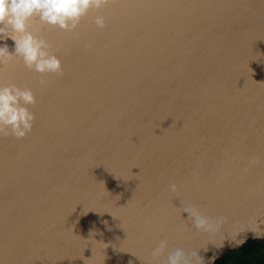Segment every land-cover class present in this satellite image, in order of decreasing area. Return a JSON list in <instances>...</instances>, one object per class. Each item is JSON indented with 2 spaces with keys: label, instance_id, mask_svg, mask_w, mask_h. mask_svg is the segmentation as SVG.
Here are the masks:
<instances>
[{
  "label": "water",
  "instance_id": "obj_1",
  "mask_svg": "<svg viewBox=\"0 0 264 264\" xmlns=\"http://www.w3.org/2000/svg\"><path fill=\"white\" fill-rule=\"evenodd\" d=\"M30 28L62 72L0 64L35 97L31 130L0 133V264H214L264 240V0H110Z\"/></svg>",
  "mask_w": 264,
  "mask_h": 264
},
{
  "label": "clouds",
  "instance_id": "obj_2",
  "mask_svg": "<svg viewBox=\"0 0 264 264\" xmlns=\"http://www.w3.org/2000/svg\"><path fill=\"white\" fill-rule=\"evenodd\" d=\"M110 0H0V41L11 39L12 50L7 43H0V64L16 57L30 69L38 73H61L62 66L58 56L49 51V43L36 34L38 30L30 28L33 20L42 25H51L64 30L76 28L80 19L90 10L104 8ZM95 25L102 28L105 17L101 14L92 16ZM43 83V81H42ZM35 103L30 88H21L15 84L0 83V133L8 132L17 138L24 137L32 128L34 114L27 105ZM251 160L250 163H254ZM176 184H170L173 191ZM186 218H191L197 229L214 232L222 223L213 222L199 209L188 205L183 209ZM167 240L161 239L152 249V255L159 256L167 248ZM197 253H187L182 248H175L167 253L162 264H196Z\"/></svg>",
  "mask_w": 264,
  "mask_h": 264
},
{
  "label": "trees",
  "instance_id": "obj_3",
  "mask_svg": "<svg viewBox=\"0 0 264 264\" xmlns=\"http://www.w3.org/2000/svg\"><path fill=\"white\" fill-rule=\"evenodd\" d=\"M214 264H264V240L248 241Z\"/></svg>",
  "mask_w": 264,
  "mask_h": 264
}]
</instances>
